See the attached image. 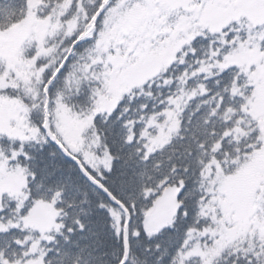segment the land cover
Listing matches in <instances>:
<instances>
[{"label": "snow or ice", "instance_id": "1", "mask_svg": "<svg viewBox=\"0 0 264 264\" xmlns=\"http://www.w3.org/2000/svg\"><path fill=\"white\" fill-rule=\"evenodd\" d=\"M0 264H264V0H0Z\"/></svg>", "mask_w": 264, "mask_h": 264}]
</instances>
